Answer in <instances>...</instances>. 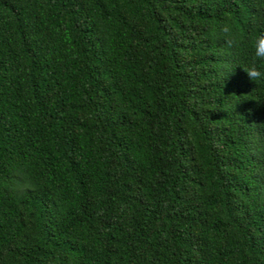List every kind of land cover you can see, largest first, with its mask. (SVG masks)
<instances>
[{
  "label": "trees",
  "instance_id": "obj_1",
  "mask_svg": "<svg viewBox=\"0 0 264 264\" xmlns=\"http://www.w3.org/2000/svg\"><path fill=\"white\" fill-rule=\"evenodd\" d=\"M228 16L246 39L264 0H0V264H264V82Z\"/></svg>",
  "mask_w": 264,
  "mask_h": 264
},
{
  "label": "clouds",
  "instance_id": "obj_2",
  "mask_svg": "<svg viewBox=\"0 0 264 264\" xmlns=\"http://www.w3.org/2000/svg\"><path fill=\"white\" fill-rule=\"evenodd\" d=\"M218 37L223 41L226 49L240 53L241 51L247 54L248 64L241 70L246 75L248 80L254 84L264 82V31L251 33L246 39H242L235 25L228 16L218 26ZM239 68V65L236 68ZM229 71L232 74L236 69ZM34 182L26 174H22V179L14 185V191L17 194H23L25 191L33 189Z\"/></svg>",
  "mask_w": 264,
  "mask_h": 264
}]
</instances>
